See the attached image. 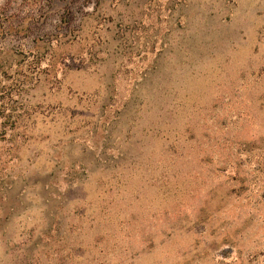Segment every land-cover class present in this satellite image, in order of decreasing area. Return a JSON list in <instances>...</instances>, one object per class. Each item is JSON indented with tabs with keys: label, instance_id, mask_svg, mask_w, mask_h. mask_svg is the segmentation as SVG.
<instances>
[{
	"label": "rangeland",
	"instance_id": "obj_1",
	"mask_svg": "<svg viewBox=\"0 0 264 264\" xmlns=\"http://www.w3.org/2000/svg\"><path fill=\"white\" fill-rule=\"evenodd\" d=\"M0 264H264V0H0Z\"/></svg>",
	"mask_w": 264,
	"mask_h": 264
}]
</instances>
